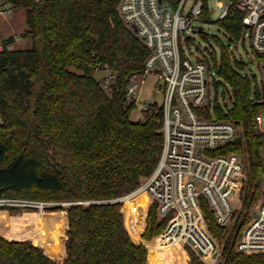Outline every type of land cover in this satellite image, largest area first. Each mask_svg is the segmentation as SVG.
I'll return each mask as SVG.
<instances>
[{
    "label": "trees",
    "instance_id": "1",
    "mask_svg": "<svg viewBox=\"0 0 264 264\" xmlns=\"http://www.w3.org/2000/svg\"><path fill=\"white\" fill-rule=\"evenodd\" d=\"M8 1L25 10L29 28L23 35L31 45L0 51V199L52 201L48 211L67 213L40 208L29 212L38 226L24 230L6 224L0 233V264H59L48 254L64 251L67 227L63 264H148L147 241L149 261L164 259L170 216L159 220L153 205L143 240L136 243L131 234L140 238L146 204L136 213L128 204L132 217L126 224L122 202L115 201L153 173L164 143L161 108L144 109L140 121L130 118L136 100L129 99L128 86L143 73L149 51L119 15L120 0ZM220 23L231 39H240L241 13ZM217 41L221 53L219 61L212 56L213 65L231 85L233 103L226 111L220 104L216 109L244 129L243 137L224 150L246 156L247 183L241 211L229 227L217 223L206 201L201 204L211 233L222 244L219 264H264V253L236 250L239 231L264 196L259 187L264 133L255 121L264 109V91L242 73L244 62ZM102 69L115 75L108 88L95 77ZM19 206L0 204V221L24 219L25 211L11 215ZM190 255V264H206L194 251Z\"/></svg>",
    "mask_w": 264,
    "mask_h": 264
},
{
    "label": "built area",
    "instance_id": "2",
    "mask_svg": "<svg viewBox=\"0 0 264 264\" xmlns=\"http://www.w3.org/2000/svg\"><path fill=\"white\" fill-rule=\"evenodd\" d=\"M215 2L221 10L220 20L235 12L242 14L240 39L251 40L261 74L254 85L264 91V0ZM187 4L188 0H120L118 3L123 22L149 51L141 73L143 78L140 84L128 87V95L139 94L141 83L149 74L164 80L163 104L148 102L145 106V109L163 110L164 143L153 173L135 190L115 201L122 202L125 217L128 204H133L131 213L141 211L146 204L142 214L145 221L151 207L156 205L159 216H170L166 229L174 224V233L184 249L195 250L206 264H219L222 244L208 227L201 199L209 205L219 225L228 227L237 219L247 183V160L239 151L224 149L241 139L244 129L235 120L220 117L217 104L212 103L211 85H217L214 75L218 69L205 56L191 60L183 48V42L191 39L186 33L204 32L196 21L209 18L212 0L206 3L208 17L204 16L203 0H196L189 9ZM15 8L8 0H0V18L11 15ZM15 41L16 37H0V51L15 50ZM114 77L111 72L108 74L103 81L106 88ZM253 77L256 78L254 74ZM255 121L264 133V109L256 114ZM259 187L264 194V174ZM5 203L43 210L51 205L34 200L0 199V204ZM236 250L264 253V196L239 231Z\"/></svg>",
    "mask_w": 264,
    "mask_h": 264
},
{
    "label": "rangeland",
    "instance_id": "3",
    "mask_svg": "<svg viewBox=\"0 0 264 264\" xmlns=\"http://www.w3.org/2000/svg\"><path fill=\"white\" fill-rule=\"evenodd\" d=\"M195 1L196 0H188L187 9H189L194 4ZM221 1L224 4L228 3V0H221ZM215 3H216L215 0H212L213 8L211 9L210 16L208 19L196 21L197 26H202L203 31L210 35L209 39H205L199 31L186 33L187 35L191 36V39L189 40V42H183V48L185 50V53L193 61L196 60L198 57L206 56L209 58V60L212 63H213L212 56L216 54L217 59L219 61L220 53H221V46H220L221 44L219 41H217V39H220L227 46L230 54L234 58H236L239 61L244 62L245 65H244V69H242V73L248 74L252 82L255 84L256 79L260 80L261 74H260L259 65L255 59L251 40L249 39V37H243L241 39H231L229 33H227V31L224 29V27L220 23L219 16H220L221 10L218 7H216ZM117 11H118V6H117ZM28 28L29 27L27 23L26 12L22 8L16 7L11 15L0 18V37H7V36H12L14 38L16 37V41H15L16 49L27 48L31 45V39L23 35V33ZM213 68L215 69L216 67L213 66ZM109 73H110L109 69H102L96 72L95 77L97 79H100L101 81H105L108 78ZM253 74L256 76V78L253 77ZM214 77L217 78V80H220V82L216 86L211 85L212 88L210 92V97H211L212 103L220 104L223 108L225 107L230 108L233 103V92H232L231 85L228 82L224 81L219 76V74L214 75ZM142 78H143V75L141 74L137 75V77H133L130 81L129 86L131 84H137V85L140 84ZM163 90H164V80L163 79L159 78L157 75H154V74H149L148 76H146L144 81L141 83L140 90L138 91L139 94L135 93V94L129 95L130 100L132 99L136 100V105L130 113L131 120L140 121L144 119V116H145L144 109H145V106L148 105V102H155L157 105H162L163 104ZM45 202H49V201H45ZM49 204H51L49 206H53L55 205V202L50 201ZM19 207H20L19 211L12 212L11 215L16 216L18 214H22L25 211V214H26L25 218L22 220L0 221V233L4 231L6 224H12L14 226H19L20 228H23L24 230H27V227L33 228L35 226H38L37 221L33 220V218L31 217L28 211L38 212L40 209L35 208L34 210V209L24 208L23 206H19ZM125 210H126V213L128 214L126 208ZM43 211L48 212L46 208H44ZM61 211H64V210H61ZM129 218L130 217L128 215L127 217H125L126 224ZM158 218L159 220H162L164 217H161L158 215ZM144 226H145V220H143V227L141 228V232L139 233L141 235L143 234L146 228V227L144 228ZM168 229L170 233V228ZM26 240L33 241V239H26ZM149 242L150 241L146 242L148 253H149L148 264L149 262L153 264H156L157 262H163L166 257L164 259H159V260L153 259L149 261L150 259ZM150 247H151V244H150ZM191 250L197 254V252L193 250L192 248L184 249V251L187 254V258H188L187 264H190V261H191V255H190ZM188 256L190 257V259Z\"/></svg>",
    "mask_w": 264,
    "mask_h": 264
},
{
    "label": "bare ground",
    "instance_id": "4",
    "mask_svg": "<svg viewBox=\"0 0 264 264\" xmlns=\"http://www.w3.org/2000/svg\"><path fill=\"white\" fill-rule=\"evenodd\" d=\"M174 224L170 226V240L165 244L166 246V258L163 262H157L156 264H187V254L184 248L178 241L177 235L174 233ZM149 264H153L149 262Z\"/></svg>",
    "mask_w": 264,
    "mask_h": 264
},
{
    "label": "crops",
    "instance_id": "5",
    "mask_svg": "<svg viewBox=\"0 0 264 264\" xmlns=\"http://www.w3.org/2000/svg\"><path fill=\"white\" fill-rule=\"evenodd\" d=\"M8 212H9V210H7ZM59 210H57V211H48V212H58ZM61 211V210H60ZM28 212H34V211H28ZM64 212H66V210H64ZM67 213V212H66ZM9 214H10V212H9ZM67 223H68V215H67ZM146 221H145V226H144V228L146 227ZM68 226H69V223H68ZM67 229H68V227H67ZM67 229H66V240H65V242H64V251L62 252V253H60V254H53V255H50V254H48L50 257H52L53 259H55L59 264H63V262H64V260L67 258V250H66V241H67ZM130 231V230H129ZM130 234H131V232H130ZM131 237H132V239L136 242V243H140L141 242V240L143 239L142 238V235L140 234V238L139 239H135V238H133V236H132V234H131ZM33 241H34V239H33ZM43 248V247H42ZM44 249V248H43Z\"/></svg>",
    "mask_w": 264,
    "mask_h": 264
},
{
    "label": "water",
    "instance_id": "6",
    "mask_svg": "<svg viewBox=\"0 0 264 264\" xmlns=\"http://www.w3.org/2000/svg\"><path fill=\"white\" fill-rule=\"evenodd\" d=\"M62 204H68V202H65V203H62ZM66 212H67V210H66ZM253 214L255 215V212H254ZM34 245H37V246H39V245H38V241H37V240H34Z\"/></svg>",
    "mask_w": 264,
    "mask_h": 264
}]
</instances>
